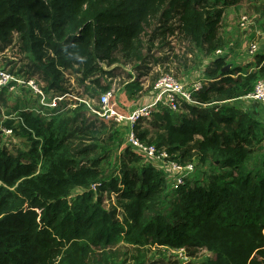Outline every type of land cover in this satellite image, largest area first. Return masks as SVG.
<instances>
[{
    "label": "trees",
    "instance_id": "16d2710c",
    "mask_svg": "<svg viewBox=\"0 0 264 264\" xmlns=\"http://www.w3.org/2000/svg\"><path fill=\"white\" fill-rule=\"evenodd\" d=\"M241 7L262 31L264 0H0L8 74L62 99L9 110L0 86V264H181L149 259L165 247L264 264V127L232 105L264 82V54L252 70L234 66L224 32L227 11ZM164 73L184 85L196 75L202 90L133 132L169 170L202 169L180 185L127 145L115 153V125L72 83L88 99L114 87L142 99ZM5 132L19 145L2 143Z\"/></svg>",
    "mask_w": 264,
    "mask_h": 264
},
{
    "label": "rangeland",
    "instance_id": "374dc122",
    "mask_svg": "<svg viewBox=\"0 0 264 264\" xmlns=\"http://www.w3.org/2000/svg\"><path fill=\"white\" fill-rule=\"evenodd\" d=\"M226 19H225V34L228 37V42L230 44H237L238 48L237 50H235V55H233L234 58H237L234 60V58L229 59V61L233 62L234 66H239V64H243L241 67H243L245 65V63L249 62L252 63L254 57H250L248 55V49L250 47V43L254 42V39L257 40L256 44H257V51H256V55L262 54L264 52V29L262 31H258L259 34L261 35L258 39L255 38V34L252 31H246L245 34L239 32L238 29L239 28V21L242 17H247V19L251 22H256L253 15L250 14V11L247 10L246 8H237V9H230L227 11L226 13ZM249 17V18H248ZM11 61V59L6 55L4 56H0V78H2L3 81V85H5L4 87H8V92H7V99H8V107L9 110H11L12 107H15L16 105L19 104V106H21L24 101L26 103V101H38L36 99H38L37 97H35V93L31 90L28 91L26 88H24L21 84L20 81L14 80L12 78L11 75L8 74V72L11 70L12 66H8L7 62ZM196 73V72H195ZM166 73H164L165 76ZM183 75V74H181ZM180 75V76H181ZM8 76L9 78L5 79L4 77ZM183 77V76H182ZM185 80L186 84H189L190 82L196 81V75L187 77L186 79H183L182 81ZM14 83V84H11ZM32 82L34 83V85L37 84V82H35L34 80H32ZM72 83H74L73 87L76 91V93H78L80 95V97H84L82 99H84L83 104L85 105L86 109L87 106L85 103H87L89 106L92 107V109H98L100 106L98 104V99H88L85 94H84V90L82 89V87L78 86V84L74 82V80H72ZM37 86V85H36ZM187 86V85H186ZM191 85H188L187 87H190ZM19 88V90H18ZM40 89V88H39ZM115 90H113V99H112V103L115 105V108L117 110V112L119 114H123L126 115L129 113V107L132 104V100L131 101H126V95L124 90L121 87L115 88ZM41 90V89H40ZM42 92V91H41ZM31 94L33 95V97L31 96ZM36 100V101H35ZM150 98L148 97H144L142 99H134V104L137 105H143L147 102H149ZM41 101H39L40 103ZM45 102L48 103L49 100L48 98L45 97ZM8 110V111H9ZM240 110V109H239ZM3 113L6 110H2ZM248 112L250 114V117L252 119H254L255 121L259 122L263 127H264V107L262 108H257V109H251L250 107L248 108ZM91 113V111H90ZM6 115V113H5ZM2 116V119L5 120L7 117ZM91 115V114H90ZM93 115V114H92ZM16 116L15 114H12L11 117ZM91 117V116H90ZM106 122H111L110 120H104ZM113 125H115V129L114 131L116 133H118L120 140L122 141V144H120V146L118 147L116 145V147H114L115 149V153L121 151L125 145H127V135L129 132V126L125 125V124H121L119 126H116L115 123H112ZM11 134L8 132H5L3 138H2V143H5L6 145H8V143H10L9 141H11V143L15 144V145H19V142L17 139L14 138H10ZM11 147V145L9 146ZM262 155H264V151L262 153ZM261 156V155H259ZM259 156H257L255 159L258 160ZM147 163H149L150 165L153 166V168L163 171L164 173H166V175L168 176V178H174V179H179V178H186V177H199L200 176V172L201 170H196L194 172H189V173H180V175H177V173L172 172L173 170H169L168 166L163 162V161H159L157 159H153V160H146ZM259 166V165H258ZM168 182L170 183V181L168 180ZM199 251H197L196 253V258L194 259H190L187 258L185 256V252L183 251V249L180 250H174L172 248H162V250H160V252H157L156 250H154L152 252V254L149 256V259L153 262H157V261H165L168 263H173L175 261H179L181 264L187 263V264H210L211 261L214 260L213 255L211 254V252L207 251L208 249H206L205 247L201 248V249H197Z\"/></svg>",
    "mask_w": 264,
    "mask_h": 264
},
{
    "label": "built area",
    "instance_id": "2783aa9c",
    "mask_svg": "<svg viewBox=\"0 0 264 264\" xmlns=\"http://www.w3.org/2000/svg\"><path fill=\"white\" fill-rule=\"evenodd\" d=\"M249 18V17H248ZM239 28L242 30L256 28L255 23L251 22L247 19V17H242L238 23ZM257 51L256 42L250 43V47L248 49V55L250 57H254ZM224 55H228V51H217L215 57H222ZM5 79L9 78L8 76L4 77ZM3 79H0V86L3 85ZM29 88L35 93V97L40 98V105L48 108H55L56 101H61V98L53 99L51 102L46 103L45 97L43 93L39 89L38 86L34 85L32 81L27 83ZM191 85L190 87H187ZM184 85L179 81L175 80L170 75H165L160 78L155 84L151 95L147 96L150 98L149 102L143 105H137L136 108L129 111L128 114L123 115L119 114L115 108V105L112 103L113 99V90L108 93L102 94L98 99L99 108L96 110H92V107L87 103V108L92 112L93 116L101 120H110L111 122L107 123H115L116 126L121 125L122 123L129 126V132L127 135V146H129L135 153L142 155L146 160L157 159L159 161H164L166 159V155L164 153L160 154L158 157L156 156V151L153 147H145L142 145L138 139L135 137L133 128L134 125L142 120L149 119L153 113L157 111L160 107L166 108L172 114L179 113L178 102L182 101L185 103H193L191 99L192 93H197L202 90V84L199 81H194L191 84ZM82 103L84 101H81ZM254 104L264 106V82H258L252 93L247 96L240 98L233 102V106L237 109L248 110V108L252 107ZM106 122V121H105ZM10 133V132H8ZM171 169L178 173L184 172V170L170 165ZM192 169L189 167L187 171H191ZM185 173V172H184ZM189 173V172H188ZM182 178L177 179V185L182 183Z\"/></svg>",
    "mask_w": 264,
    "mask_h": 264
},
{
    "label": "crops",
    "instance_id": "0c3cea01",
    "mask_svg": "<svg viewBox=\"0 0 264 264\" xmlns=\"http://www.w3.org/2000/svg\"><path fill=\"white\" fill-rule=\"evenodd\" d=\"M239 30V32L240 33H242V36H243V34H245L246 33V31H252V32H254V34H255V38L256 39H258L261 35V33L259 34V32H258V30L256 29V28H252V29H245V30H242V29H238ZM254 41H256L257 42V40H255L254 39ZM236 46H237V44H236ZM238 47V46H237ZM235 50H237V49H235ZM235 50H233L232 49V52H231V55H232V58H234L233 57V55H235ZM263 54H264V52H263ZM234 59H237V58H234ZM248 64H251V69L250 70H252L253 69V67H254V61H252V63H249V62H247V63H245V65L243 66V67H245L246 65H248ZM243 64H239V67H241ZM238 66V65H237ZM126 98V101L128 102V101H131V100H129V99H127V97H125ZM132 104L130 105V107H129V111H131V110H133L134 108H136V104H134V99H132ZM262 108V107H264V106H262V105H257V104H254L252 107H251V109L253 110V109H257V108Z\"/></svg>",
    "mask_w": 264,
    "mask_h": 264
},
{
    "label": "water",
    "instance_id": "95a60500",
    "mask_svg": "<svg viewBox=\"0 0 264 264\" xmlns=\"http://www.w3.org/2000/svg\"><path fill=\"white\" fill-rule=\"evenodd\" d=\"M231 68V66L229 65V66H227L224 70H223V72H225L226 70H229Z\"/></svg>",
    "mask_w": 264,
    "mask_h": 264
}]
</instances>
